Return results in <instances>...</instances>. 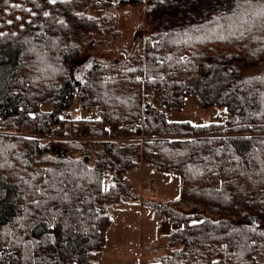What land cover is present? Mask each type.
<instances>
[{"label": "trees", "instance_id": "trees-1", "mask_svg": "<svg viewBox=\"0 0 264 264\" xmlns=\"http://www.w3.org/2000/svg\"><path fill=\"white\" fill-rule=\"evenodd\" d=\"M13 1L0 0V264H100L106 205L139 198L128 173L142 165L177 174L172 203L192 208L161 207L174 227L146 264H264V29L237 0H92L147 6L139 57L135 40L113 61L119 32L82 11L90 0ZM188 95L224 117L171 119ZM77 100L100 117L74 116Z\"/></svg>", "mask_w": 264, "mask_h": 264}, {"label": "rangeland", "instance_id": "rangeland-1", "mask_svg": "<svg viewBox=\"0 0 264 264\" xmlns=\"http://www.w3.org/2000/svg\"><path fill=\"white\" fill-rule=\"evenodd\" d=\"M91 2H83L86 14L101 19H111L107 25L114 21L119 38L114 41L112 33H106V41L110 42L103 53L113 61L118 55V49L127 46L132 49L133 41H138L131 59L140 55V42L149 34L151 29L146 21V4L139 6L99 7ZM17 1H13L14 3ZM87 7V8H86ZM44 23V22H43ZM37 25L39 39L44 36V24ZM87 61L98 50H88ZM87 52V53H88ZM84 54V53H83ZM82 55V54H81ZM250 72L256 70L249 69ZM1 75V73H0ZM78 85L81 78H76ZM74 116L96 119L100 117L97 109H83L77 100L69 109ZM171 119L190 121L194 124H203L214 119L223 118L222 109L217 107H203L199 105L193 95H188L184 108L174 111ZM128 177L134 186L139 198L126 199L118 203H108L107 212L112 218V224L107 230L105 249L98 256L100 264H146L160 260L167 253L170 233L174 227L167 220L166 213L162 211L168 203L177 201L181 196V182L177 174L158 171L149 165L132 169ZM143 201V204H142ZM144 201L153 202L144 204ZM173 204V203H172ZM171 206L176 207L174 204ZM160 205V206H159ZM190 206L178 205L176 210L190 211Z\"/></svg>", "mask_w": 264, "mask_h": 264}, {"label": "snow or ice", "instance_id": "snow-or-ice-1", "mask_svg": "<svg viewBox=\"0 0 264 264\" xmlns=\"http://www.w3.org/2000/svg\"><path fill=\"white\" fill-rule=\"evenodd\" d=\"M50 4H56L57 0H48ZM62 3H68L69 0H61ZM14 7H18V5H13ZM236 9L237 11L234 12V15L242 14L246 17L252 18V24L253 26H259L260 28L264 29V0H237L236 3ZM28 11H31L29 9ZM35 15V13H33ZM44 16H48V12L43 13ZM257 21H259V24L257 25ZM63 23V21H61ZM251 31V28L248 29ZM2 35V34H0ZM264 115V113H261ZM63 119V117H61ZM79 119V118H78ZM207 125H199L198 127H206ZM0 167H3V165H0ZM57 191H60L59 189ZM64 198H67V193H65ZM179 199V197H177ZM37 205L39 206L40 201H36ZM202 223V221H201ZM252 231H255V228L252 229ZM260 235L264 236V232L260 233Z\"/></svg>", "mask_w": 264, "mask_h": 264}, {"label": "built area", "instance_id": "built-area-1", "mask_svg": "<svg viewBox=\"0 0 264 264\" xmlns=\"http://www.w3.org/2000/svg\"><path fill=\"white\" fill-rule=\"evenodd\" d=\"M138 77H139L140 79H142L144 82H146V80H153V79H154L153 76H151V77L148 79V77L145 75L144 72H141V73L139 74ZM154 95H155V90H153V89L145 93V96H146L147 98H149V99H152V98L154 97ZM137 124H138L137 122H134L133 125L136 126Z\"/></svg>", "mask_w": 264, "mask_h": 264}, {"label": "water", "instance_id": "water-1", "mask_svg": "<svg viewBox=\"0 0 264 264\" xmlns=\"http://www.w3.org/2000/svg\"><path fill=\"white\" fill-rule=\"evenodd\" d=\"M76 83H78V81H76ZM78 89H79V85L77 84L76 90L78 91Z\"/></svg>", "mask_w": 264, "mask_h": 264}, {"label": "crops", "instance_id": "crops-1", "mask_svg": "<svg viewBox=\"0 0 264 264\" xmlns=\"http://www.w3.org/2000/svg\"><path fill=\"white\" fill-rule=\"evenodd\" d=\"M142 204H143V201H142Z\"/></svg>", "mask_w": 264, "mask_h": 264}]
</instances>
